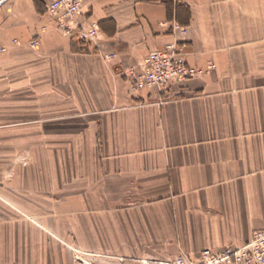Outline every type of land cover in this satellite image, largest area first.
I'll return each mask as SVG.
<instances>
[{
    "label": "crops",
    "instance_id": "obj_1",
    "mask_svg": "<svg viewBox=\"0 0 264 264\" xmlns=\"http://www.w3.org/2000/svg\"><path fill=\"white\" fill-rule=\"evenodd\" d=\"M48 1L0 0V264L195 257L264 228V0H84L97 48ZM174 42L203 75L132 92Z\"/></svg>",
    "mask_w": 264,
    "mask_h": 264
},
{
    "label": "built area",
    "instance_id": "obj_2",
    "mask_svg": "<svg viewBox=\"0 0 264 264\" xmlns=\"http://www.w3.org/2000/svg\"><path fill=\"white\" fill-rule=\"evenodd\" d=\"M84 0H49L45 4V13L51 17L56 27L67 36L75 37L82 45H95L99 37V28L83 17ZM180 34L185 32L178 24L173 25ZM38 39H31L29 45L37 49ZM3 50V49H1ZM203 70L189 65L178 42L165 45L161 49L150 51L136 66L130 68L131 90H156L163 94L169 88L184 81L200 77ZM167 264H264V228L254 230L248 241L238 246L227 245L214 252L208 248L191 257L180 252L175 261Z\"/></svg>",
    "mask_w": 264,
    "mask_h": 264
},
{
    "label": "rangeland",
    "instance_id": "obj_3",
    "mask_svg": "<svg viewBox=\"0 0 264 264\" xmlns=\"http://www.w3.org/2000/svg\"><path fill=\"white\" fill-rule=\"evenodd\" d=\"M28 45H29V42H28ZM137 64L135 65V69H136ZM58 252H59V256H61L62 253L66 255L64 259L58 260V264H167L168 263L167 261L172 263L177 258V256L176 257L174 256V257H170L168 260L159 259L156 261L154 260L149 261L146 259H142L140 261L120 260L114 257L87 253L79 249L76 243H70V245L68 246L61 243L59 245Z\"/></svg>",
    "mask_w": 264,
    "mask_h": 264
},
{
    "label": "water",
    "instance_id": "obj_4",
    "mask_svg": "<svg viewBox=\"0 0 264 264\" xmlns=\"http://www.w3.org/2000/svg\"><path fill=\"white\" fill-rule=\"evenodd\" d=\"M4 1V0H3Z\"/></svg>",
    "mask_w": 264,
    "mask_h": 264
}]
</instances>
